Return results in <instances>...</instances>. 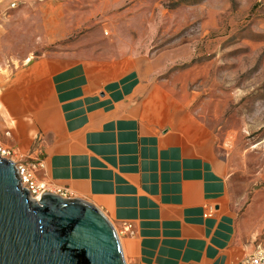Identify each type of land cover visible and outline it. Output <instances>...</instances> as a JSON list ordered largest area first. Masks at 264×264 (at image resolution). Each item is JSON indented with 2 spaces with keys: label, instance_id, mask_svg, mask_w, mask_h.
<instances>
[{
  "label": "crops",
  "instance_id": "1",
  "mask_svg": "<svg viewBox=\"0 0 264 264\" xmlns=\"http://www.w3.org/2000/svg\"><path fill=\"white\" fill-rule=\"evenodd\" d=\"M43 30L66 33L51 20ZM92 52L47 51L0 75L16 133L38 135L40 180L118 225L126 264H235L257 223L234 206L213 137L152 78L149 56Z\"/></svg>",
  "mask_w": 264,
  "mask_h": 264
},
{
  "label": "rangeland",
  "instance_id": "2",
  "mask_svg": "<svg viewBox=\"0 0 264 264\" xmlns=\"http://www.w3.org/2000/svg\"><path fill=\"white\" fill-rule=\"evenodd\" d=\"M45 20L65 35L45 37ZM80 49L152 59V78L167 81L227 161L230 198L257 223L251 245L264 232V0H0V75L15 78L47 51ZM15 129L0 102V155L40 183L38 135Z\"/></svg>",
  "mask_w": 264,
  "mask_h": 264
},
{
  "label": "water",
  "instance_id": "3",
  "mask_svg": "<svg viewBox=\"0 0 264 264\" xmlns=\"http://www.w3.org/2000/svg\"><path fill=\"white\" fill-rule=\"evenodd\" d=\"M0 157V264H126L118 235L91 203L20 187Z\"/></svg>",
  "mask_w": 264,
  "mask_h": 264
},
{
  "label": "built area",
  "instance_id": "4",
  "mask_svg": "<svg viewBox=\"0 0 264 264\" xmlns=\"http://www.w3.org/2000/svg\"><path fill=\"white\" fill-rule=\"evenodd\" d=\"M1 152L4 153V150ZM14 166L16 175L20 179V187L27 189L30 197L35 198L43 192H50L46 183H38L34 179L31 170L27 166L20 163H14ZM58 195L68 197V193L65 191H60ZM129 228L130 225H123V230H128ZM235 264H264V232L253 242L252 250L240 257Z\"/></svg>",
  "mask_w": 264,
  "mask_h": 264
},
{
  "label": "bare ground",
  "instance_id": "5",
  "mask_svg": "<svg viewBox=\"0 0 264 264\" xmlns=\"http://www.w3.org/2000/svg\"><path fill=\"white\" fill-rule=\"evenodd\" d=\"M0 157H1V155H0ZM3 158V157H2ZM31 198H33V197H31Z\"/></svg>",
  "mask_w": 264,
  "mask_h": 264
}]
</instances>
